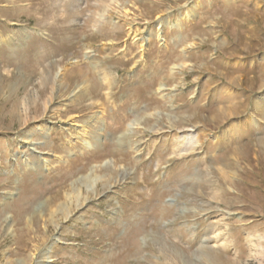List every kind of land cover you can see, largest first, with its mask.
I'll return each mask as SVG.
<instances>
[{
	"label": "rangeland",
	"instance_id": "obj_1",
	"mask_svg": "<svg viewBox=\"0 0 264 264\" xmlns=\"http://www.w3.org/2000/svg\"><path fill=\"white\" fill-rule=\"evenodd\" d=\"M0 264H264V0H0Z\"/></svg>",
	"mask_w": 264,
	"mask_h": 264
}]
</instances>
